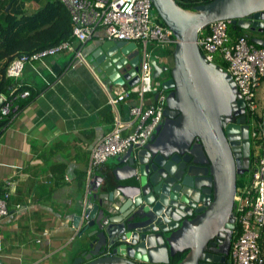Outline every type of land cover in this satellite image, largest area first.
Instances as JSON below:
<instances>
[{"label":"water","instance_id":"water-1","mask_svg":"<svg viewBox=\"0 0 264 264\" xmlns=\"http://www.w3.org/2000/svg\"><path fill=\"white\" fill-rule=\"evenodd\" d=\"M151 3L176 40L169 65L151 61L153 80L170 72L161 82L163 120L147 145L120 156L116 206L95 197L83 227L77 217L87 245L73 264H169L184 252L177 264H229L236 178L249 171L245 104L197 41L209 24L229 20L264 47V0H212L193 10L175 0ZM88 56L106 86L138 84L136 43L107 40ZM207 245L215 252L204 257Z\"/></svg>","mask_w":264,"mask_h":264},{"label":"crops","instance_id":"crops-1","mask_svg":"<svg viewBox=\"0 0 264 264\" xmlns=\"http://www.w3.org/2000/svg\"><path fill=\"white\" fill-rule=\"evenodd\" d=\"M57 2L12 0L5 13L28 26L25 36L38 34L34 43L54 46L50 39L60 37L69 21L67 10ZM105 41L102 28L96 27L85 43L73 42L85 61L61 53L42 63L28 62L18 80L30 97L21 100L20 112L0 134V197L3 192L9 195V214L0 222L1 264H73L86 250L77 217L81 224L90 150L117 125L121 136L136 126L130 114L138 102L135 94L110 102L131 87L106 86L88 60ZM160 63L168 64L167 58ZM153 100V95H145L143 109ZM122 166L116 156L95 170L88 195L91 206L96 198L105 207L116 206L123 184L116 170Z\"/></svg>","mask_w":264,"mask_h":264},{"label":"built area","instance_id":"built-area-1","mask_svg":"<svg viewBox=\"0 0 264 264\" xmlns=\"http://www.w3.org/2000/svg\"><path fill=\"white\" fill-rule=\"evenodd\" d=\"M67 10L71 23V35L54 46L31 55H16L5 69V77L15 83V93L0 95V119L17 115L21 107L18 101L30 97L29 91L18 83L26 63L40 62L61 53H73L79 62L85 61L81 49L73 42L85 43L96 27H101L108 41L136 43L139 49V82L123 92L111 103L122 101L130 94L138 98L130 109L136 121L134 130L121 136L120 126L98 140L90 150L86 168V192L82 200V221L88 218L91 208L89 188L96 169L109 158L121 156L130 148L139 150L150 142L163 120L166 94L161 82L153 80L151 61L154 52L172 49L176 40L170 29L163 28L151 15V0H58ZM229 20L215 21L199 33L198 47L207 62L213 63L219 53L225 71L231 76L245 104V115L252 122L250 138L253 141L249 180L236 188L229 264H264V47L247 37L231 40L227 27ZM205 32V33H203ZM149 46L151 48H149ZM165 58V57H163ZM166 59V58H165ZM161 64V63H160ZM167 65V64H166ZM153 95V102L143 109L145 95ZM260 94V96H259ZM155 96L157 97L155 99ZM8 193L0 197V222L8 214ZM20 209L19 206L16 207ZM233 238V237H232Z\"/></svg>","mask_w":264,"mask_h":264},{"label":"trees","instance_id":"trees-1","mask_svg":"<svg viewBox=\"0 0 264 264\" xmlns=\"http://www.w3.org/2000/svg\"><path fill=\"white\" fill-rule=\"evenodd\" d=\"M12 0H0V95H9L10 93H15V83L11 80L5 77V69L8 66V64L12 61V59L16 55H31L33 53H36L38 51L44 50L46 48L51 47L50 45H44L40 46L36 43H34L35 39L38 38V34H34L32 38H29L26 35L28 26L25 23H20L19 20L11 17L8 13H5V8ZM176 3L183 9L186 10H193V8L207 4L211 2L212 0H175ZM58 6H62L59 1L56 3ZM63 7V6H62ZM151 15L155 19V22L159 24L161 27L165 28L166 25L164 22L160 19V17L157 15L156 11L154 10L153 6L151 8ZM31 28H34L32 26ZM71 23L70 18L68 21V28L64 30L61 33V36L57 39H54L55 36L50 39V41H53V45H56L64 40H67L71 35ZM58 33L56 27L53 28L52 34L56 35ZM201 33V32H200ZM227 33L230 38H234L235 40L238 37H247L250 40V36H246L245 31L239 28H235L233 25L229 24L227 27ZM200 35V34H199ZM35 38V39H33ZM39 40V39H38ZM51 44V45H52ZM172 49H166L163 51H160V54L170 59L172 56ZM215 65L221 67L223 70H225V66L223 63L216 64ZM170 78V72L169 70L166 73H163L161 75L162 80H167ZM19 106L22 108V101H18ZM11 117L7 118H1L0 119V134L3 132V130L7 127L8 123L10 122ZM250 157L252 160V151H250ZM251 165V163H250ZM243 184V181L240 179V176H237L236 178V188L241 186ZM232 240L234 239V236H232ZM185 254L178 255L172 264H176L179 261H181L184 258Z\"/></svg>","mask_w":264,"mask_h":264},{"label":"flooded vegetation","instance_id":"flooded-vegetation-1","mask_svg":"<svg viewBox=\"0 0 264 264\" xmlns=\"http://www.w3.org/2000/svg\"><path fill=\"white\" fill-rule=\"evenodd\" d=\"M245 33L246 34H249V36L251 37V38H253L252 36H253V33L251 32V31H245ZM254 33H256V32H254ZM166 73V72H165ZM246 116V115H245ZM246 125L248 126V135H249V171L248 172H250V163H251V157H250V151H252L251 150V148H250V130H251V128H252V122H251V120H249L248 119V117L246 116ZM211 242V241H210ZM210 242H208V244L210 243ZM215 252V248L214 247H211L210 245H207V247L204 249V251H203V254H204V257H206V256H210V255H212L213 253ZM186 253L187 252H184V254L186 255ZM178 255H181V254H175L172 258H170V262H169V264H172L171 262H173L174 261V259L178 256ZM227 260H228V258H227ZM177 264V263H176Z\"/></svg>","mask_w":264,"mask_h":264},{"label":"rangeland","instance_id":"rangeland-1","mask_svg":"<svg viewBox=\"0 0 264 264\" xmlns=\"http://www.w3.org/2000/svg\"><path fill=\"white\" fill-rule=\"evenodd\" d=\"M243 31H245V30H243ZM258 36H261V35H258ZM149 48H151V47L149 46ZM158 55H160V53H159L158 51H156V52H154V55H153V56H154V57H158ZM167 62L169 63V62H170V59H167ZM214 62H215L216 64H219V65H220L221 63H223V62H222V58H221V56H220L219 53H216V54H215ZM157 63H158L159 65H161L160 62H159V58H157ZM167 65H169V64H167ZM157 80L160 81V82H162L161 77L158 78ZM259 96H260V94H259ZM250 148H251V150L253 151V149H254V144H253V141L251 140V138H250ZM249 173H250V172H247V173H244L243 175H240V179L243 181V183H247V182H248V180H249Z\"/></svg>","mask_w":264,"mask_h":264}]
</instances>
